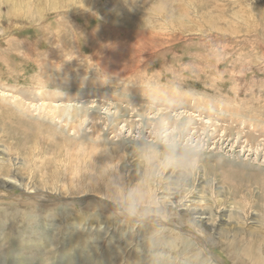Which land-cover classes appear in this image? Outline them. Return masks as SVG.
Masks as SVG:
<instances>
[{
  "label": "rangeland",
  "instance_id": "1",
  "mask_svg": "<svg viewBox=\"0 0 264 264\" xmlns=\"http://www.w3.org/2000/svg\"><path fill=\"white\" fill-rule=\"evenodd\" d=\"M2 158L0 264H264V0H0Z\"/></svg>",
  "mask_w": 264,
  "mask_h": 264
},
{
  "label": "clouds",
  "instance_id": "2",
  "mask_svg": "<svg viewBox=\"0 0 264 264\" xmlns=\"http://www.w3.org/2000/svg\"><path fill=\"white\" fill-rule=\"evenodd\" d=\"M172 127V119L165 114H161L154 122L148 152L149 168L155 167L158 175L171 169L174 175L190 177L198 166L199 153L203 146L187 139L186 134H182L181 124H177L175 132Z\"/></svg>",
  "mask_w": 264,
  "mask_h": 264
},
{
  "label": "bare ground",
  "instance_id": "3",
  "mask_svg": "<svg viewBox=\"0 0 264 264\" xmlns=\"http://www.w3.org/2000/svg\"><path fill=\"white\" fill-rule=\"evenodd\" d=\"M50 112H52V114H57V112H61V113H63V114H65V115H71V114H73V112H74V109L73 108H71V107H69V108H66V109H63L62 111L61 110H58V108H54V109H50L49 110ZM69 117V116H68ZM27 144V143H26ZM15 151H17V150H15ZM17 152H19V151H17ZM1 160H3V161H0V176L1 175H4V174H6L7 172H8V167L7 166H4L3 164L4 163H6V161L2 158ZM2 162V163H1ZM7 183H9V184H12L11 182H8L7 181ZM24 197L26 198H35V199H37V200H40V201H43V202H48V199L46 198V196H44V195H41V194H35V195H33V193H27V194H25L24 195ZM48 197V196H47ZM34 199V200H35ZM28 200V199H27ZM198 236V235H197ZM198 241V240H197ZM202 241V240H201ZM195 243V242H194ZM202 246V245H201ZM198 248H200V247H198ZM252 251V250H251Z\"/></svg>",
  "mask_w": 264,
  "mask_h": 264
}]
</instances>
